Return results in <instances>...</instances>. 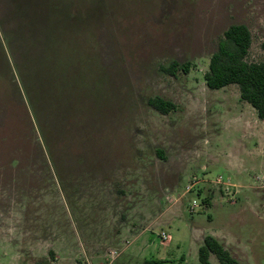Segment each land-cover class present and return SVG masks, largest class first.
<instances>
[{"label": "rangeland", "instance_id": "obj_1", "mask_svg": "<svg viewBox=\"0 0 264 264\" xmlns=\"http://www.w3.org/2000/svg\"><path fill=\"white\" fill-rule=\"evenodd\" d=\"M232 24L264 62V0H0V264H264V119L203 79Z\"/></svg>", "mask_w": 264, "mask_h": 264}, {"label": "trees", "instance_id": "obj_2", "mask_svg": "<svg viewBox=\"0 0 264 264\" xmlns=\"http://www.w3.org/2000/svg\"><path fill=\"white\" fill-rule=\"evenodd\" d=\"M250 44L251 33L245 24L228 26L218 42L217 49L209 58L203 79L209 89H219L229 84L237 85L240 99L254 108L259 119H264V62L246 60ZM261 48L264 51V41L261 42ZM162 69L174 75L177 69L187 72L188 64H178L173 61ZM148 105L161 114H168L176 108L174 103L160 97L149 98ZM210 254L216 256L219 264H238L219 241L206 235L198 248L199 264H210ZM144 264H163V261L145 260Z\"/></svg>", "mask_w": 264, "mask_h": 264}, {"label": "built area", "instance_id": "obj_3", "mask_svg": "<svg viewBox=\"0 0 264 264\" xmlns=\"http://www.w3.org/2000/svg\"><path fill=\"white\" fill-rule=\"evenodd\" d=\"M196 182H197L196 180H193L192 182H188V181H186L185 190H186V191H190L191 188H192V185H193L194 183H196ZM217 182H219V180H217ZM159 238H160V241H161L162 243H167V242H169L170 239H171L170 235H169L168 233H166V232H161V233L159 234ZM118 255H119V251H118V250H116V249H111V250L109 251V253L107 254V256H106V262L103 263V264H112L113 261L118 257ZM83 264H94V263H91V262H89V261H84Z\"/></svg>", "mask_w": 264, "mask_h": 264}, {"label": "crops", "instance_id": "obj_4", "mask_svg": "<svg viewBox=\"0 0 264 264\" xmlns=\"http://www.w3.org/2000/svg\"><path fill=\"white\" fill-rule=\"evenodd\" d=\"M205 236H203L202 237V243H203V238H204ZM202 243L201 244H199V245H197V249L202 245ZM229 252V251H228ZM230 253V252H229ZM231 254V253H230ZM232 255V254H231ZM212 257H213V254H210L209 255V262H210V264H212L211 263V259H212ZM232 257H234L233 255H232ZM235 258V257H234ZM236 260H237V262H238V259L237 258H235ZM144 261V260H143Z\"/></svg>", "mask_w": 264, "mask_h": 264}]
</instances>
